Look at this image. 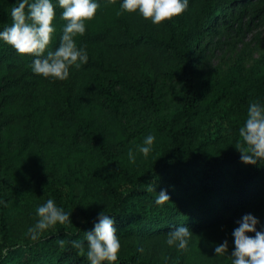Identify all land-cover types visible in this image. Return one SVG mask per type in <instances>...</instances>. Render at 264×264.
<instances>
[{
	"label": "trees",
	"instance_id": "16d2710c",
	"mask_svg": "<svg viewBox=\"0 0 264 264\" xmlns=\"http://www.w3.org/2000/svg\"><path fill=\"white\" fill-rule=\"evenodd\" d=\"M14 6L0 0V30ZM76 41L89 59L63 81L0 41V264H89L71 241L101 211L115 216L117 264H231L215 246L231 254L246 214L264 228V161H242L239 135L249 103L264 102V0H189L159 25L100 0ZM161 189L170 200L158 205ZM49 198L72 224L32 240ZM183 224L193 235L181 250L167 238Z\"/></svg>",
	"mask_w": 264,
	"mask_h": 264
},
{
	"label": "clouds",
	"instance_id": "9594fccd",
	"mask_svg": "<svg viewBox=\"0 0 264 264\" xmlns=\"http://www.w3.org/2000/svg\"><path fill=\"white\" fill-rule=\"evenodd\" d=\"M189 0H120V9L127 13L139 14L152 24L159 25L171 21L188 8ZM62 9L61 18L65 21L59 45L49 48L55 26V8ZM100 7V0H16L11 9L12 23L0 30V41L12 46L18 54L31 55L32 71L44 78L66 80L70 68H80L88 62L89 56L83 47L77 45L76 37L86 32L87 22L92 20ZM245 150H240L241 159L246 164L264 161V102L253 101L247 107V116L239 128ZM155 136H145L139 151L148 156L153 151ZM131 157V153L129 154ZM170 200L166 189H161L155 203L164 204ZM2 203V202H0ZM38 216L35 224L28 228L32 240L57 225L71 222V214L49 198L36 208ZM260 223L252 214H246L234 228L235 248L228 254V242L217 244L216 255L227 254L231 264H264V228L257 230ZM254 233V235H249ZM193 234L185 224L168 233L167 244L178 249H186ZM60 245L65 241L61 239ZM73 248L85 252L89 264H117L121 249L115 216L101 211L98 222L92 230L85 232L83 239H73Z\"/></svg>",
	"mask_w": 264,
	"mask_h": 264
},
{
	"label": "rangeland",
	"instance_id": "374dc122",
	"mask_svg": "<svg viewBox=\"0 0 264 264\" xmlns=\"http://www.w3.org/2000/svg\"><path fill=\"white\" fill-rule=\"evenodd\" d=\"M264 45V44H263Z\"/></svg>",
	"mask_w": 264,
	"mask_h": 264
}]
</instances>
